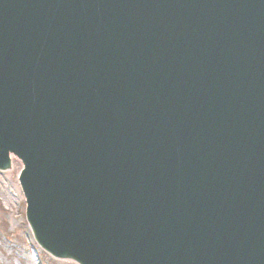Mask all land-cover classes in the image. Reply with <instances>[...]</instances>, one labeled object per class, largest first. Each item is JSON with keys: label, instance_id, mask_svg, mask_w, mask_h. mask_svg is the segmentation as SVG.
Returning <instances> with one entry per match:
<instances>
[{"label": "water", "instance_id": "1", "mask_svg": "<svg viewBox=\"0 0 264 264\" xmlns=\"http://www.w3.org/2000/svg\"><path fill=\"white\" fill-rule=\"evenodd\" d=\"M79 264H264V0H0V169Z\"/></svg>", "mask_w": 264, "mask_h": 264}, {"label": "rangeland", "instance_id": "2", "mask_svg": "<svg viewBox=\"0 0 264 264\" xmlns=\"http://www.w3.org/2000/svg\"><path fill=\"white\" fill-rule=\"evenodd\" d=\"M16 169L0 179V264H74L57 261L36 247L24 217V201L8 182L16 184ZM10 179L11 181H9Z\"/></svg>", "mask_w": 264, "mask_h": 264}, {"label": "bare ground", "instance_id": "3", "mask_svg": "<svg viewBox=\"0 0 264 264\" xmlns=\"http://www.w3.org/2000/svg\"><path fill=\"white\" fill-rule=\"evenodd\" d=\"M12 167L15 168L16 171H18L19 168H20V164H19V162H18V161H13V163H12ZM7 174H9V173H7ZM7 174H6V175H7ZM5 177H6L5 175L0 174V179H1V181L4 180ZM6 178H7V177H6ZM8 180L11 181L10 179H8ZM8 184H9V187H8V188H13V189H15L17 193L20 192V191L18 190V186H17L16 184H13V183H11V182H8Z\"/></svg>", "mask_w": 264, "mask_h": 264}]
</instances>
